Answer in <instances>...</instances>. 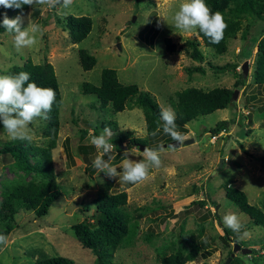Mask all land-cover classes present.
Segmentation results:
<instances>
[{"label": "rangeland", "instance_id": "rangeland-1", "mask_svg": "<svg viewBox=\"0 0 264 264\" xmlns=\"http://www.w3.org/2000/svg\"><path fill=\"white\" fill-rule=\"evenodd\" d=\"M180 3L181 0H74L67 9L27 6L23 11V26H27L29 17L31 22L40 25L42 35H38L35 45L19 51L13 45V35L0 27V74L26 57L33 62L48 61L53 66L60 93L58 128L51 147L60 195L40 217L20 208L10 217L0 218V229L8 227L4 234L8 238L7 245H0V264H36L37 259L51 255L68 256L75 264H95V255L90 248L81 246L69 225L82 218L79 208L84 203L89 204L100 190L121 189L126 191L124 209L129 222L134 224V232L127 243L120 242L106 257L110 264H162L161 257L179 252L186 255L188 249L194 248L192 243H196V254L181 264H230V258L225 260L234 241L221 238L222 226H225L223 216L227 212L236 213L243 225L240 233L229 228V235L246 242L245 247L257 249L253 257L250 252L234 250L233 253L243 264H254V257L258 264H264V246L260 243L264 241V228L252 224L248 216L224 196L227 182L243 190L248 202L264 211V163L255 157L264 153V101L251 98L252 93L264 98V85L251 89L256 47H252L248 57L238 56L243 39L237 31L227 40L225 52L216 53L200 41L203 61L191 58L185 50L184 39L195 36L196 31L183 33L173 24L172 17ZM4 14L0 13V20ZM18 14L21 12L7 16L14 18ZM66 14L90 17L91 28L80 41L72 42L57 22V18ZM239 19L242 27L245 25L250 32L260 24L264 28V20L247 13H241ZM166 36L174 43L173 52L165 49L163 38ZM80 47L95 58L89 69H83L79 63L77 49ZM204 59L216 64L236 61L238 65L234 70L215 72ZM244 59L248 60L246 82L233 87ZM198 63L203 65L204 71H192L188 75L184 67ZM103 67L114 68L120 82L136 83L139 88L149 90L160 106L172 108L174 92L186 86L204 90L214 86L237 88L235 104L184 123L183 135L192 137V141L178 145L175 150L162 142L156 147L162 148L161 166L150 167L149 178L143 182L122 184L119 177L99 172L93 166L94 158L85 159L77 150L79 142L88 143L91 137L88 128L85 137L79 139V129L83 127L81 117L91 125L113 119L117 128L131 129L137 136L146 134L142 110L134 101L129 100L122 110L112 112L109 106H100L94 94L81 91L82 81L99 83ZM243 101L251 106H245ZM219 119L228 122L224 128L212 131ZM44 121L37 118L28 126L31 141L46 143ZM244 132L245 135L239 137ZM7 139L8 134L0 123V143ZM121 145L120 152L115 148L104 156L118 172L122 171L119 165L126 150L135 147L139 152L146 147ZM65 146L72 162L66 157ZM109 155L111 160H108ZM128 158L138 161L143 156L129 154ZM31 177H34L32 172L15 168L12 157L0 153V204L9 183ZM199 198H205L206 203L190 202Z\"/></svg>", "mask_w": 264, "mask_h": 264}, {"label": "trees", "instance_id": "trees-1", "mask_svg": "<svg viewBox=\"0 0 264 264\" xmlns=\"http://www.w3.org/2000/svg\"><path fill=\"white\" fill-rule=\"evenodd\" d=\"M210 10L220 12L223 16L227 28L224 30L223 39L218 44L209 42V38L203 33L196 30L199 38L185 37L184 44L187 54L197 60L203 61V53L199 48V42H203L205 46L210 47L216 53H223L226 50L227 40L234 37L238 31L243 39L237 54L246 58L250 55L252 47H256L254 55V65L251 72V89L252 91L258 85H264V28L260 24L254 32H250L244 25L242 27L239 15L247 13L255 16L260 20H264V0H205ZM27 5L23 6L25 11ZM20 9L0 7V13L17 14ZM61 24V28L67 31L68 37L72 42L83 39L91 28V19L88 15L66 14L60 19H56ZM166 51L173 52L175 50L174 43L169 37L163 38ZM78 60L83 69H89L93 65L95 58L84 48L77 49ZM207 66L215 72H223L225 70H234L238 65L236 61H228L223 64L212 63L205 60ZM189 75L192 71L203 72L204 67L200 63L187 65L184 67ZM27 72L30 75V81L35 82L41 87L51 88L56 93L55 102L52 110L48 113V119L44 121L43 133L47 136L46 143H35L33 141H20L7 139L0 143V153H6L13 159V166L25 173L32 172L34 177L23 182L9 183L5 189L0 204V218L10 217L17 209L31 210L35 217H40L48 211L52 202L60 195V185L55 181V173L51 158V147L54 145L56 130L58 128V111L60 107V93L53 66L48 61L33 62L26 57L20 64L14 65L7 69L5 74H18ZM246 78L239 72L233 82V87H239L245 84ZM81 91L85 94H94L96 101L102 107L109 106L112 112L122 110L129 100L137 103L143 114L145 136H137L131 129H121L116 127V121L113 119H105L89 124L85 117L80 118L83 127L79 129V139H83L90 128L91 135H99L105 126L116 131L110 142L115 145L117 151H121L122 143L125 148H129L134 144H143L148 148H156L162 142L171 140L172 138L165 134L162 128L157 131L156 122L159 120L160 104L155 96L147 89L139 88L136 83H122L117 79L116 71L111 67H103L100 70V79L98 84L89 81L80 83ZM232 88L223 86H214L204 90L195 86H186L174 92L175 99H171L172 109L176 114L177 130L183 134L186 130L184 123L191 119H198L205 114L217 108H224L228 105L235 104L230 101L229 97ZM251 98L264 101L260 95L251 94ZM245 106L249 103L243 101ZM251 106V105H249ZM226 119H219L212 127V131H216L221 127H225ZM155 132V135L153 133ZM245 135L240 133L239 137ZM114 148V149H115ZM77 150L84 155L85 159L94 158L98 154V150L90 142L77 144ZM66 157L72 162L68 149L65 146ZM264 163V153L255 156ZM35 175L37 177H35ZM224 196L233 202L242 212H244L252 224H256L264 228V211L249 203L243 190L224 184ZM190 202L203 205L206 203L205 198L192 199ZM126 203V191L121 189L118 191L100 190L92 197L89 204L84 203L79 210L82 211V218L70 223L69 227L74 232L81 246L90 248L95 255V264H110L106 257L112 254L114 247L120 242L127 243L131 234L134 232V224L130 223L129 215L124 209ZM214 204V202H213ZM90 208H92L90 210ZM223 235L221 238L236 241L240 246H246L247 243L238 239L236 236L229 235V228L222 226ZM8 227L0 229V234H5ZM150 234V233H149ZM264 246V241H260ZM193 249H188L186 255L180 252L168 257H161L159 262L162 264H181L184 260L192 259L196 254V243H192ZM250 248L251 257L257 251L254 247ZM231 250L227 251L229 256ZM254 264H258L255 261ZM230 264H243L242 259L236 254L230 257ZM36 264H75L73 259L65 255H51L36 260Z\"/></svg>", "mask_w": 264, "mask_h": 264}, {"label": "clouds", "instance_id": "clouds-1", "mask_svg": "<svg viewBox=\"0 0 264 264\" xmlns=\"http://www.w3.org/2000/svg\"><path fill=\"white\" fill-rule=\"evenodd\" d=\"M74 0H0V6L4 8L20 9L21 14L9 18L5 13L0 20V27L13 35V45L17 51L32 47L37 43L38 35H42L40 25L31 22L28 17L27 26L24 25L23 6L34 5L55 8L62 6L69 8ZM173 24L176 29L183 33H192L197 29L209 38L212 44H218L223 39L227 24L220 12L213 13L205 0H181L179 7L173 14ZM56 93L53 89L41 87L30 81L27 72L18 74H0V123L11 140L31 141L28 126L37 118L47 120L48 113L52 110ZM176 114L170 107L161 106L159 120L156 122L157 131L161 128L176 143L168 145L169 149L175 150L177 145L185 142V136L177 130ZM114 133L110 127L105 126L99 135H91L90 143L98 150V155L93 160V166L103 171L109 177H119V183L135 184L149 178V168L161 166L162 148L144 147L143 151H137L135 147L124 152V159L117 171L104 159L106 154L111 153L115 145L110 142ZM155 135V132L153 133ZM129 154L143 156V159L133 160ZM112 157L109 155L108 160ZM223 223L233 232L240 233L243 227L240 217L234 212H227L223 216ZM7 236L0 234V245H7Z\"/></svg>", "mask_w": 264, "mask_h": 264}, {"label": "water", "instance_id": "water-1", "mask_svg": "<svg viewBox=\"0 0 264 264\" xmlns=\"http://www.w3.org/2000/svg\"><path fill=\"white\" fill-rule=\"evenodd\" d=\"M134 17H132L133 19ZM117 46L119 47L118 43H117ZM240 69H241V72H242V75L245 76L246 75V72H247V69H248V60L247 59H244L240 65H239ZM237 88H233L232 91H231V94H230V97H229V100L230 101H233L235 98H236V94H237ZM192 141V137H188L185 139V142L183 144H186L188 142ZM176 142H174L172 139L171 140H168L166 142H163L162 144L163 145H170V144H174ZM138 147L140 149H142L144 147L143 144L139 143L137 144ZM178 146V145H177ZM220 162H221V158L219 159L218 161V166L220 165ZM216 207V206H215ZM234 250H239L241 251V253H245V252H249L250 251V248L249 247H245V246H240L236 241L233 242V245L231 247V252L228 256V258L225 260V262L228 261V259L233 255V251Z\"/></svg>", "mask_w": 264, "mask_h": 264}, {"label": "built area", "instance_id": "built-area-1", "mask_svg": "<svg viewBox=\"0 0 264 264\" xmlns=\"http://www.w3.org/2000/svg\"><path fill=\"white\" fill-rule=\"evenodd\" d=\"M96 156H94V158H95Z\"/></svg>", "mask_w": 264, "mask_h": 264}]
</instances>
